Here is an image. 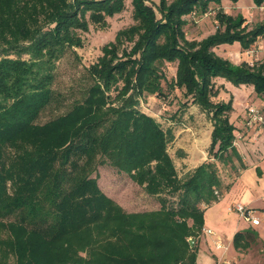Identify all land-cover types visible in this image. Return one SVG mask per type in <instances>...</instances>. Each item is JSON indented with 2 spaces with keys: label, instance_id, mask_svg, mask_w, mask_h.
<instances>
[{
  "label": "trees",
  "instance_id": "1",
  "mask_svg": "<svg viewBox=\"0 0 264 264\" xmlns=\"http://www.w3.org/2000/svg\"><path fill=\"white\" fill-rule=\"evenodd\" d=\"M71 1L0 0V264H195L188 240L202 236L216 192L229 190L215 161L245 168L234 146L233 103L212 102L215 80L250 85L264 101V65H236L217 49H249L264 36V21L248 29L222 0H130L133 24L101 48L79 98L40 123L62 100L53 90L55 63L83 46L90 23L105 29L126 8L125 0ZM212 12L213 33L188 39L189 20ZM169 63L176 64L170 83ZM163 83L213 121V161L184 178L168 153L174 135L136 109L143 96L166 97ZM104 164L157 196L160 209L129 213L101 193L96 173ZM256 238L239 231L233 245L247 249Z\"/></svg>",
  "mask_w": 264,
  "mask_h": 264
},
{
  "label": "rangeland",
  "instance_id": "2",
  "mask_svg": "<svg viewBox=\"0 0 264 264\" xmlns=\"http://www.w3.org/2000/svg\"><path fill=\"white\" fill-rule=\"evenodd\" d=\"M153 1L157 3L159 0ZM125 7L124 12L107 19L108 26L105 29L90 23L88 30L81 33L83 46L80 48H69V50L66 51L67 53L55 63L56 69L54 73L53 90L60 95V100H62L59 105L55 104L42 113L39 120L40 123L48 121L58 113L65 112L72 100L79 98L80 90H84L88 84L87 70L91 64L95 63L97 58L102 55L101 48L114 40L115 34L119 30L125 29V27L133 24L131 19L132 7L130 0H125ZM262 8H264V4L260 6V9ZM41 17L43 18V15ZM254 20L255 21L252 23L253 26L260 24L256 19ZM215 26L216 21L213 18L212 12L210 15L207 14L200 18L193 17V19L189 20V26L185 28V31L188 39L197 40L213 33ZM125 45L127 46L130 44L126 43ZM227 51L226 53H229L228 55L230 58L236 57L235 60H239L240 63H243L244 61L241 59L242 54L251 58L254 51V44L249 49L242 48L238 50L239 53H236V56L232 53V49ZM245 63L250 66L256 65L255 60L252 59L250 62L248 61ZM164 72L168 83H170L176 78V64H167ZM222 80H215V88L219 91L217 95L213 96L212 102L227 103V101L231 99L233 111L230 113L229 117L235 125V142H238L243 139V136L250 132L249 129H252L248 128L246 125L247 108H262L264 106H262L261 98L257 96L250 85L241 84L242 86L239 88L240 86L235 87L228 81ZM163 89L166 97L143 96L139 99L136 109L138 112L144 113V115L158 121L164 130L174 135L167 146L168 153L175 163L178 176L184 178L187 171L193 170L201 165L202 162L213 161L212 155L209 154L213 121L210 114L193 104L191 98L184 96L182 91L174 89L169 92L166 89L165 83H163ZM248 138L249 144L256 149L257 147L255 146L257 145L254 144V141H256L257 138H254V136ZM216 150L217 147L214 152ZM215 162L217 163L219 170L218 174L221 177L223 186L230 184V181L233 180V178L237 176L238 171H240L239 167H237L238 169L236 171L231 165H227L218 160ZM235 164L238 165L237 162H235ZM96 175L97 184L101 193H104L125 211L131 213L160 209L161 205L157 196L148 194L142 187L138 186L132 178H129V176L123 172H119L117 168L109 164H104L98 167ZM218 195L220 198L224 196L214 205H217L219 201L222 203L220 208L225 217V223L220 226L217 224V234L222 237L224 246H226L227 241H231L234 234L233 233L231 236L228 233L229 230L231 231L234 227H239V229L243 230L248 227V224L247 221L237 213L228 212L226 210L227 202L236 195L235 192L228 194L226 191L222 196L219 193ZM201 207H203V205ZM204 237L205 236L202 235L199 239L190 242V247L197 249L195 264L223 263L218 259V254L214 246H212L210 241L206 244L205 239H203ZM247 264L251 263L247 262Z\"/></svg>",
  "mask_w": 264,
  "mask_h": 264
},
{
  "label": "crops",
  "instance_id": "3",
  "mask_svg": "<svg viewBox=\"0 0 264 264\" xmlns=\"http://www.w3.org/2000/svg\"><path fill=\"white\" fill-rule=\"evenodd\" d=\"M221 3V6L226 13L233 16L241 14L245 17V24L248 29L252 28V23L255 21L254 19H256L257 22L264 21V8L260 9V7H257L251 0H238L235 3H232L229 0H222ZM230 49H232V53L236 56V53H239L238 50H241L242 48L238 43L232 45L225 44L220 46L217 49V52L221 57L232 60L236 65H240V61L235 60L236 57L230 58L228 55L229 53H226V51ZM241 59L244 62H250L252 59L255 60L257 66L264 65V36L259 37L254 43V51L251 58L242 54ZM241 86L239 88H241ZM261 102L262 106H264V101L261 100ZM261 109H264V107ZM249 130L250 132L243 136V139L234 143V146H236L243 159L245 168L238 171L237 176L230 181V184H228L229 190L227 193L231 194L232 192H235L236 195L227 202V211L232 203H241L248 208L257 211H264V125H257ZM253 136L254 138L258 137L256 141H254V144L257 145L255 146L257 147L256 149H254L247 140L249 139L248 137ZM222 197L219 200H221ZM214 204L207 207L203 215V227L210 229L214 234H204L203 236L205 237L203 239H205L206 244L210 241L212 246H214L218 254V259L223 262L221 264H247V262H250L251 264H264V218L260 220V224L256 227L251 226V224L247 222L248 227H246V229L257 234V238L249 244L250 246H248L247 249H237L233 245L234 235L239 231H246V229L241 230L239 227H234L231 231L229 230L228 233L231 236L233 233L234 234L232 240L227 241L225 249H217L215 244L218 241H221L224 246L222 237L217 234V224L218 226L224 225L225 217L220 208L222 203L219 201L217 205ZM215 259L217 260L216 257Z\"/></svg>",
  "mask_w": 264,
  "mask_h": 264
},
{
  "label": "built area",
  "instance_id": "4",
  "mask_svg": "<svg viewBox=\"0 0 264 264\" xmlns=\"http://www.w3.org/2000/svg\"><path fill=\"white\" fill-rule=\"evenodd\" d=\"M247 117V127L253 128L257 125L262 126L264 125V113H262L261 109L256 107H248L246 112ZM216 194H218L216 192ZM229 212H235L240 217H243L245 221L249 222L251 226L256 227L260 224V220L264 218V211H257L252 208H248L247 206H244L241 203H232L231 206L228 208ZM202 235H213L214 232H212L208 228H202L201 230ZM189 242H193L192 238H189ZM215 246L220 249H225V246H223L221 241H218Z\"/></svg>",
  "mask_w": 264,
  "mask_h": 264
}]
</instances>
